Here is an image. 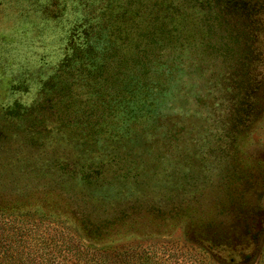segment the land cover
Listing matches in <instances>:
<instances>
[{
	"label": "rangeland",
	"instance_id": "1",
	"mask_svg": "<svg viewBox=\"0 0 264 264\" xmlns=\"http://www.w3.org/2000/svg\"><path fill=\"white\" fill-rule=\"evenodd\" d=\"M92 1L0 0V151L25 187L0 193V214L154 264H264V0ZM84 39L86 69L100 68L95 45L112 61L109 96L47 102ZM106 164L122 180H102Z\"/></svg>",
	"mask_w": 264,
	"mask_h": 264
},
{
	"label": "trees",
	"instance_id": "2",
	"mask_svg": "<svg viewBox=\"0 0 264 264\" xmlns=\"http://www.w3.org/2000/svg\"><path fill=\"white\" fill-rule=\"evenodd\" d=\"M89 3L93 2L92 0H87ZM87 7L86 4H82L81 20L84 19V15L89 16L91 13L86 12L84 9ZM93 18V17H92ZM98 21V20H97ZM84 22V20H83ZM82 25V24H81ZM103 25V24H102ZM96 26V24H95ZM95 35L100 39L101 46L104 44L103 38L104 36L99 33H102L104 30L98 27ZM96 39V36H94ZM98 40V39H97ZM100 44V43H99ZM71 54L73 53V58L76 59V73H72V76H67L68 71L64 74L63 78H67V81L59 87L60 91L50 90L52 88L50 84H44L43 91L47 93L46 95L47 102L56 101V98L59 102H61L62 97H66L67 99L62 100V104L67 106H73L74 101L83 94L85 95L84 100H88L89 97H97L102 94H106L109 96L108 92H105L106 79L105 75L108 73L109 65L112 61H110V57L104 56V53L96 47L98 50H92L94 53H98L103 56L102 61L99 63V70L97 74H95V70L91 71L85 68V63H91L93 60L90 50L92 46H89L86 39L78 42L77 45L74 44L70 46ZM84 59V61H81ZM100 59V60H101ZM108 61V62H107ZM114 67L119 68L123 65V62L120 59L116 58L114 61ZM70 65L67 61L64 60L60 69L69 68ZM123 74V73H122ZM61 75V71L59 70L55 77L57 78ZM62 78V79H63ZM113 83L109 84L108 88H112ZM83 88V93H80V90ZM57 92V93H56ZM104 92V93H103ZM57 94V95H56ZM55 95L57 97H55ZM89 96V97H88ZM60 98V99H59ZM83 99V98H82ZM45 97L42 98L44 102ZM99 114L93 116L95 118L92 125L89 127L90 141L88 144H92L95 147L96 139H92V133L98 134L101 129L105 128V119H103L102 112L103 109L95 107ZM31 114V111H28L27 116ZM108 117L110 115H105L104 117ZM21 121L27 122V118H23ZM20 121V122H21ZM97 132V133H95ZM120 137V136H119ZM123 138V137H120ZM124 142H128V138L124 139ZM118 146V141L112 140L110 141ZM87 142L85 141V144ZM121 146V145H120ZM124 147L130 149V145L124 144ZM6 158L7 156L0 151V193L5 197H11L13 194H22L25 187L19 182V176L16 171L12 169L6 170L4 167L6 166ZM75 164V162H73ZM105 169L101 170L102 180L106 179H121L122 175L119 169H111L110 164L104 165ZM72 167V166H71ZM61 175L65 177L63 182H71L75 181L76 172L72 171V169H60ZM78 178V177H77ZM89 182V179H86ZM85 183V182H84ZM93 185L97 186L95 180H93ZM107 185L108 183H102ZM85 185H87L85 183ZM116 187L113 186L110 190L115 191ZM92 192V191H91ZM1 194V195H2ZM25 214H0V264H154L155 262H151L150 259L155 255L152 252H146L144 248H140L139 250L136 246H116L112 248L104 247V248H94L89 245L80 244L78 239L72 233H68L67 229L64 230H54L50 229L53 232L50 234L45 228L46 224L42 223L41 220H33L32 218L23 217ZM27 216V215H26ZM54 228V227H52Z\"/></svg>",
	"mask_w": 264,
	"mask_h": 264
}]
</instances>
